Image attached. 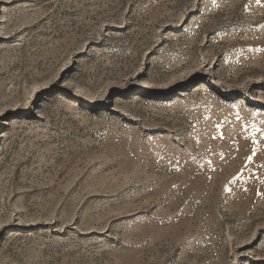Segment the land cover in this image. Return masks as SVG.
<instances>
[{"label":"rangeland","instance_id":"rangeland-1","mask_svg":"<svg viewBox=\"0 0 264 264\" xmlns=\"http://www.w3.org/2000/svg\"><path fill=\"white\" fill-rule=\"evenodd\" d=\"M0 264H264V0H0Z\"/></svg>","mask_w":264,"mask_h":264}]
</instances>
